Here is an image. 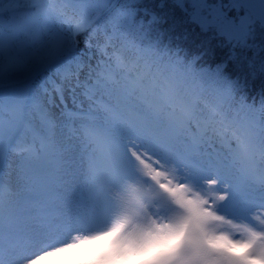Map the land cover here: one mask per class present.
<instances>
[{
  "label": "snow or ice",
  "instance_id": "obj_1",
  "mask_svg": "<svg viewBox=\"0 0 264 264\" xmlns=\"http://www.w3.org/2000/svg\"><path fill=\"white\" fill-rule=\"evenodd\" d=\"M264 264V0H0V264Z\"/></svg>",
  "mask_w": 264,
  "mask_h": 264
},
{
  "label": "bare ground",
  "instance_id": "obj_2",
  "mask_svg": "<svg viewBox=\"0 0 264 264\" xmlns=\"http://www.w3.org/2000/svg\"><path fill=\"white\" fill-rule=\"evenodd\" d=\"M91 251V249H90ZM83 253L81 251H77L75 258H68V259H63L61 258L62 256L59 255L57 257L50 258L49 264H76V262L81 261L86 258L88 253L90 252Z\"/></svg>",
  "mask_w": 264,
  "mask_h": 264
},
{
  "label": "clouds",
  "instance_id": "obj_3",
  "mask_svg": "<svg viewBox=\"0 0 264 264\" xmlns=\"http://www.w3.org/2000/svg\"><path fill=\"white\" fill-rule=\"evenodd\" d=\"M108 240H109L108 236H101L98 239L91 240V241L87 242L85 245H83V247H87V248L93 250V249L100 247L101 245H104ZM84 261H85V259L76 262V264H84Z\"/></svg>",
  "mask_w": 264,
  "mask_h": 264
}]
</instances>
